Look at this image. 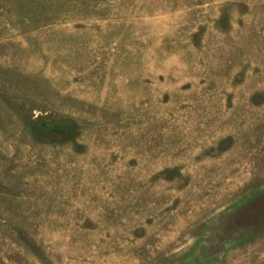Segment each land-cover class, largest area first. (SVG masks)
I'll return each mask as SVG.
<instances>
[{
	"label": "rangeland",
	"instance_id": "1",
	"mask_svg": "<svg viewBox=\"0 0 264 264\" xmlns=\"http://www.w3.org/2000/svg\"><path fill=\"white\" fill-rule=\"evenodd\" d=\"M0 264H264V0H0Z\"/></svg>",
	"mask_w": 264,
	"mask_h": 264
}]
</instances>
